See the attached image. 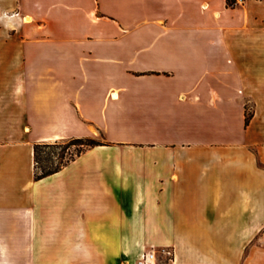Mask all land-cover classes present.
Segmentation results:
<instances>
[{
    "label": "crops",
    "instance_id": "obj_1",
    "mask_svg": "<svg viewBox=\"0 0 264 264\" xmlns=\"http://www.w3.org/2000/svg\"><path fill=\"white\" fill-rule=\"evenodd\" d=\"M101 133L36 180V143ZM164 248L264 264V1L0 0V264Z\"/></svg>",
    "mask_w": 264,
    "mask_h": 264
},
{
    "label": "trees",
    "instance_id": "obj_2",
    "mask_svg": "<svg viewBox=\"0 0 264 264\" xmlns=\"http://www.w3.org/2000/svg\"><path fill=\"white\" fill-rule=\"evenodd\" d=\"M226 2L230 8H235L240 4L239 0H226ZM249 122L250 116H247L246 126L249 125ZM61 141L63 140L36 143L34 145L36 180H41L60 172L88 149L104 145V142L99 141L96 137L68 139L67 143H62ZM72 147L75 148L74 151H71Z\"/></svg>",
    "mask_w": 264,
    "mask_h": 264
},
{
    "label": "built area",
    "instance_id": "obj_3",
    "mask_svg": "<svg viewBox=\"0 0 264 264\" xmlns=\"http://www.w3.org/2000/svg\"><path fill=\"white\" fill-rule=\"evenodd\" d=\"M239 2L241 3L243 0H239ZM160 253L166 257L168 261L166 264H174V251L171 248H164L161 251L156 249L145 251L137 264H160L158 257Z\"/></svg>",
    "mask_w": 264,
    "mask_h": 264
},
{
    "label": "rangeland",
    "instance_id": "obj_4",
    "mask_svg": "<svg viewBox=\"0 0 264 264\" xmlns=\"http://www.w3.org/2000/svg\"><path fill=\"white\" fill-rule=\"evenodd\" d=\"M248 1V0H245V2ZM114 99V98H113ZM247 116H250V122L252 121L253 117H254V107L252 105V103H248L247 106H246V117ZM249 122V124H250ZM245 123H246V120H245ZM99 141H102L104 142L105 140V135L103 133H101L100 135L98 136H95ZM62 143H67L68 142V139L67 140H63L61 141ZM74 147L71 148V151H74ZM157 250V249H156ZM173 250V249H172ZM157 251H161V250H157ZM158 257H159V262L160 264H166L168 261L166 259V257L163 255L162 256V253L158 254Z\"/></svg>",
    "mask_w": 264,
    "mask_h": 264
},
{
    "label": "bare ground",
    "instance_id": "obj_5",
    "mask_svg": "<svg viewBox=\"0 0 264 264\" xmlns=\"http://www.w3.org/2000/svg\"><path fill=\"white\" fill-rule=\"evenodd\" d=\"M114 98H117V94L116 93H114Z\"/></svg>",
    "mask_w": 264,
    "mask_h": 264
}]
</instances>
